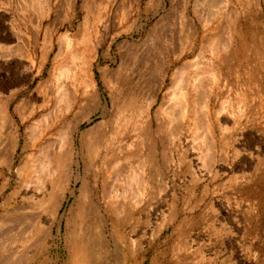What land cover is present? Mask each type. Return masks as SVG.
Returning a JSON list of instances; mask_svg holds the SVG:
<instances>
[{"label":"rangeland","instance_id":"374dc122","mask_svg":"<svg viewBox=\"0 0 264 264\" xmlns=\"http://www.w3.org/2000/svg\"><path fill=\"white\" fill-rule=\"evenodd\" d=\"M0 264H264V0H0Z\"/></svg>","mask_w":264,"mask_h":264},{"label":"bare ground","instance_id":"6f19581e","mask_svg":"<svg viewBox=\"0 0 264 264\" xmlns=\"http://www.w3.org/2000/svg\"><path fill=\"white\" fill-rule=\"evenodd\" d=\"M220 41V40H219ZM214 63V62H213ZM221 63V62H220ZM212 65V64H211ZM8 126V125H7Z\"/></svg>","mask_w":264,"mask_h":264}]
</instances>
